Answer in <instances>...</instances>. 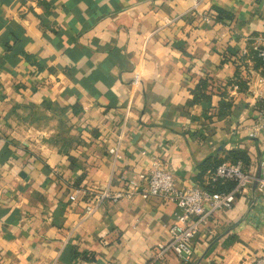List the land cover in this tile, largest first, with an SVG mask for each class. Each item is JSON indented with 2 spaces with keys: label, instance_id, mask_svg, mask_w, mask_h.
Wrapping results in <instances>:
<instances>
[{
  "label": "crops",
  "instance_id": "crops-1",
  "mask_svg": "<svg viewBox=\"0 0 264 264\" xmlns=\"http://www.w3.org/2000/svg\"><path fill=\"white\" fill-rule=\"evenodd\" d=\"M262 44L264 0H0V264L150 262L174 205L132 196L85 216L90 197L126 191L150 158L177 188H202L232 153L258 164L264 142L247 133ZM205 80L212 92L194 101ZM263 252L264 197L251 190L207 219L190 261L150 264Z\"/></svg>",
  "mask_w": 264,
  "mask_h": 264
},
{
  "label": "built area",
  "instance_id": "built-area-1",
  "mask_svg": "<svg viewBox=\"0 0 264 264\" xmlns=\"http://www.w3.org/2000/svg\"><path fill=\"white\" fill-rule=\"evenodd\" d=\"M198 5L202 0H191ZM209 21V18L203 17ZM252 50L257 58L264 61V44L254 45ZM264 90V82H263ZM249 139H259L264 142V96L261 111L252 120L247 133ZM119 144V143H118ZM114 158H118V148L108 150ZM126 191L110 193L105 190L90 197L85 207V216H89L103 201L117 203L121 199L139 196L141 199L157 197L164 203L175 207L173 220L168 228L167 241L157 244L151 256L150 264L164 261L169 256L183 263L190 261L192 242L198 235L202 225L217 211H230L239 197H245L254 190L264 197V154L258 164L244 169L242 161H223L205 175V185L202 188H177L169 168L157 158H150L146 172L137 181H127ZM231 184L229 190L214 191L216 185ZM69 200L74 201L71 194ZM254 264H264V252L254 259Z\"/></svg>",
  "mask_w": 264,
  "mask_h": 264
},
{
  "label": "trees",
  "instance_id": "trees-1",
  "mask_svg": "<svg viewBox=\"0 0 264 264\" xmlns=\"http://www.w3.org/2000/svg\"><path fill=\"white\" fill-rule=\"evenodd\" d=\"M218 17H219V15H218ZM231 55H233V54H231ZM255 58H256V62H257V64H258V66H261L262 69H263V72H264V61H262L261 59L257 58L256 54H255ZM209 83H210L209 80H205V81L203 82V84L200 85V89L194 92V95H195V96H193V97H194V101H198L200 97H202V96L208 94L209 91L212 92V90L209 89V87L212 88V84L210 85ZM207 92H208V93H207ZM204 93H205V94H204ZM245 159H246V158H245V156H244L243 154L232 153L231 156H230V158H229V161H230V162H236V161L240 160V161L243 162V160H245ZM245 161H246V160H245ZM221 162H222V161H221ZM221 162H220V163H221ZM220 163H219V164H220ZM219 164H218V165H219ZM215 167H216V166H215ZM230 188H231V184H226V185H216V186L214 187V191H216V192H223V191L229 190Z\"/></svg>",
  "mask_w": 264,
  "mask_h": 264
}]
</instances>
